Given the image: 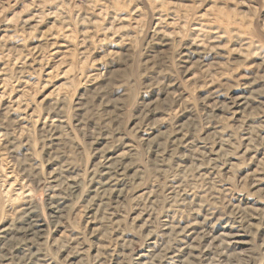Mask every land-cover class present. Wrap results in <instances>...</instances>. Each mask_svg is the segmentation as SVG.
<instances>
[{"label": "rangeland", "instance_id": "rangeland-1", "mask_svg": "<svg viewBox=\"0 0 264 264\" xmlns=\"http://www.w3.org/2000/svg\"><path fill=\"white\" fill-rule=\"evenodd\" d=\"M126 142L102 194L97 160ZM68 175L55 204L51 180ZM9 224L0 264H132L151 234L163 260L189 225L192 264H264V0H0Z\"/></svg>", "mask_w": 264, "mask_h": 264}, {"label": "bare ground", "instance_id": "bare-ground-1", "mask_svg": "<svg viewBox=\"0 0 264 264\" xmlns=\"http://www.w3.org/2000/svg\"><path fill=\"white\" fill-rule=\"evenodd\" d=\"M249 98H250L249 95L240 96L238 98V101H237V106H242V105L246 104ZM128 146H130V145H128L127 142L125 144H123V149L121 150L120 153H117V154L114 153L115 151L110 152L108 150L103 151L100 154L99 159L97 160V164L95 166L96 172L93 174V176H95L96 173H98L97 176H100L99 181H98V184L100 187L97 188V189H100L99 190L100 193H102V194L113 193L114 190L109 191L107 189V186L108 187L113 186L115 188L117 185V182H119L122 179V177L124 176L125 166L123 165L122 158H123V156H126L128 154V149H130ZM75 177L76 176H74V175L73 176L68 175L67 177L64 176V181H63V179L61 180L60 177L54 178L53 180H51V178H50V180L54 184L52 185L53 191L51 192L49 197L53 202H55V204L58 202L57 201L58 199H60V200L63 199V195H60L61 192L60 193L58 192V188L61 187L63 184L67 183L68 185L70 184V186L74 189V187H75L74 185L77 183ZM70 186H69V190H70ZM51 207L56 209V205L53 206V204H52ZM32 209H33V207H30V205H27L25 207L23 206L19 209L20 213H19V216H17V218H23L24 222L22 224H24V225L22 227L19 226L20 227L19 229L21 230V233L24 236H27L28 238H33V237L37 236V231H38V229H36V225L38 224V223L36 224V220L32 219V217H31V220H27V217L31 216V214H32ZM55 209H54V211H55ZM35 217H38V216H35ZM205 219H207V218H205ZM144 222H146V221H144ZM227 222L231 224L230 227H234V229H235L234 222L233 223H232V221H227ZM10 225L11 224H9L3 228H0L1 229L0 233H2V236L4 238H6V235H7V232L9 230ZM194 227H195V225H189V226L183 227L182 229L181 228L179 229L178 235L180 236V238L175 240L177 242L176 244L174 243L175 241H173L171 244L167 245V247L164 249L165 250L164 251L165 252L164 253L165 258L163 260L160 257H159V259H154V257H157V255L152 254L151 245L154 242V240H152V234L147 235L146 237L149 240L148 245H147L148 249H146L145 251H142L136 257V259H135L136 261H133L132 264H165L166 262L172 263L173 261L176 264H192L190 258L192 259L195 256L197 248H199V244H200V241L196 242L198 245H194V244H191L188 242L190 235L194 231L193 230ZM162 229L164 230L163 235H165V234L169 235L173 230H176V227L171 225V220H165V222L163 223ZM238 229H240L239 226H238ZM186 231H188V232L185 234L184 232H186ZM223 235L225 236V239H236L232 243H239L240 242L239 240H237L239 234H238L236 229L231 233H229V232L226 234L223 233ZM70 240H72V239H70ZM68 242H69V240H68ZM73 247H74V245H73ZM78 251H80V250H78ZM26 254L29 255L27 260L33 259V256H34L33 253H26ZM197 255H199V254H197ZM152 256H153V258H151ZM41 259H43V258H41ZM8 262H10V261H8ZM8 262H7V264H8ZM45 263H43V264H45ZM1 264H3V263H1ZM35 264H38V263H35ZM48 264H49V262H48Z\"/></svg>", "mask_w": 264, "mask_h": 264}]
</instances>
